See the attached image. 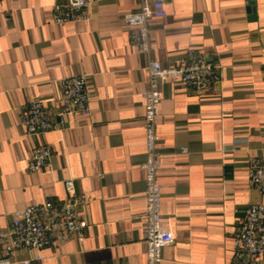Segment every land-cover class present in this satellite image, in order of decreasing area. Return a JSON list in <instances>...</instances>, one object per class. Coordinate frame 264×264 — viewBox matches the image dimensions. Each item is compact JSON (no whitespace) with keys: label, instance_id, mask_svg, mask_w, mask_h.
<instances>
[{"label":"crops","instance_id":"obj_1","mask_svg":"<svg viewBox=\"0 0 264 264\" xmlns=\"http://www.w3.org/2000/svg\"><path fill=\"white\" fill-rule=\"evenodd\" d=\"M89 1V19L57 24L53 7L69 0H0V228L15 211L65 201L73 177L84 235L44 248L34 264H145L148 73L124 18L140 0ZM166 9L149 21L152 55L177 65L193 49L218 70L209 90L162 85L158 180L174 242L161 264H227L246 207L264 203L248 177L250 158L264 159V0H167ZM76 74L87 75L90 114L27 134L22 106L34 98L57 108L58 80ZM40 145L51 165L31 171Z\"/></svg>","mask_w":264,"mask_h":264},{"label":"built area","instance_id":"obj_2","mask_svg":"<svg viewBox=\"0 0 264 264\" xmlns=\"http://www.w3.org/2000/svg\"><path fill=\"white\" fill-rule=\"evenodd\" d=\"M17 1V0H11ZM167 0H140V8L135 13L125 15V23L131 28L130 40L146 56L148 73L147 87L141 97L145 105L144 127L146 142L145 201L142 218L144 221V242L146 263L161 264L163 249L174 242L172 232L163 222V185L158 180L162 165L158 116L163 99L162 85L169 79L205 91L217 79L218 66L208 61L201 53L190 49L187 58L177 65H165L152 55L150 37L151 18L167 16ZM92 2L89 0H69L66 4L53 7V19L57 24H65L90 18ZM61 89L60 103L52 108L40 99H30L20 109L21 125L27 134H43L56 126L55 119L63 121L71 115H89L90 94L88 78L76 74L58 80ZM184 151L186 149H183ZM53 151L49 146L40 145L34 149L29 162L31 171H39L51 165ZM249 183L264 195V159L251 157L248 168ZM69 193L65 201L47 200L42 204L30 205L15 211L6 228H0V264H34L43 259L42 250L50 245H59L71 237L82 238L88 226L77 209L85 200L76 187L73 177L64 180ZM233 259L227 264H264V203L249 204L241 219L233 240ZM26 250L30 256L19 258ZM34 251L37 253L34 254Z\"/></svg>","mask_w":264,"mask_h":264}]
</instances>
